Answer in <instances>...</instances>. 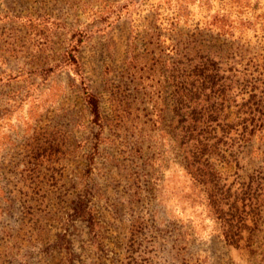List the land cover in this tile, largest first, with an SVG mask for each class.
<instances>
[{
  "label": "rangeland",
  "instance_id": "rangeland-1",
  "mask_svg": "<svg viewBox=\"0 0 264 264\" xmlns=\"http://www.w3.org/2000/svg\"><path fill=\"white\" fill-rule=\"evenodd\" d=\"M207 60L241 110L264 0H0V264H264V210L228 245L185 168L175 111ZM233 150L238 187L264 166V130Z\"/></svg>",
  "mask_w": 264,
  "mask_h": 264
},
{
  "label": "trees",
  "instance_id": "trees-1",
  "mask_svg": "<svg viewBox=\"0 0 264 264\" xmlns=\"http://www.w3.org/2000/svg\"><path fill=\"white\" fill-rule=\"evenodd\" d=\"M252 65L258 74L245 87L249 97L241 110L230 111L237 102L232 84L219 64L207 60L186 70L178 99L184 111H175L187 154L186 171L204 189L208 206L223 223L222 238L235 247L246 232L250 239L257 232L264 210V166L238 187L228 184L223 173V166L233 165L236 159V142L249 143L264 130V64ZM85 94L93 122L100 125V99L88 88Z\"/></svg>",
  "mask_w": 264,
  "mask_h": 264
}]
</instances>
